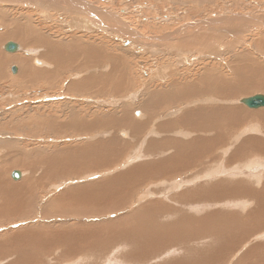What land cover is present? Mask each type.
Returning a JSON list of instances; mask_svg holds the SVG:
<instances>
[{
	"label": "rangeland",
	"instance_id": "obj_1",
	"mask_svg": "<svg viewBox=\"0 0 264 264\" xmlns=\"http://www.w3.org/2000/svg\"><path fill=\"white\" fill-rule=\"evenodd\" d=\"M263 22L264 0H0V264H264V108L239 103L264 94ZM14 28L20 48L7 53ZM29 31L46 44L25 45ZM85 75L104 96L65 92ZM214 78L234 80L232 101L201 95ZM208 106L235 108L237 122L190 120ZM200 138L212 145L189 162ZM56 158L70 166L51 169Z\"/></svg>",
	"mask_w": 264,
	"mask_h": 264
},
{
	"label": "bare ground",
	"instance_id": "obj_2",
	"mask_svg": "<svg viewBox=\"0 0 264 264\" xmlns=\"http://www.w3.org/2000/svg\"><path fill=\"white\" fill-rule=\"evenodd\" d=\"M20 0H13V2H19ZM35 1H39V0H35ZM63 1V0H62ZM65 1V0H64ZM67 1V0H66ZM72 1H74V0H72ZM52 2V1H51ZM85 2V1H84ZM55 3V2H54ZM72 3V2H71ZM76 3V2H75ZM71 5V4H70ZM72 5H73V3H72ZM75 5V4H74ZM73 5V6H74ZM76 5L77 6H79L77 3H76ZM66 6V5H65ZM62 7H64V6H62ZM67 7V6H66ZM76 6H74V7H71L72 9L74 8V9H76L75 8ZM83 7V6H82ZM71 8H68V10L69 9H71ZM63 9H65V8H63ZM84 9V8H83ZM82 10V9H81ZM86 10V9H85ZM92 11H94V12H97V13H94V14H96V15H101L100 14V10L98 11V10H94V9H91ZM89 11V10H88ZM87 11V12H88ZM102 12V11H101ZM83 13H85L84 11L82 12V14ZM43 14V13H42ZM70 14V13H69ZM81 14V15H82ZM86 14V13H85ZM89 14V13H88ZM91 14V13H90ZM89 14V16H91ZM102 14H103V12H102ZM80 15V14H79ZM86 16V15H85ZM84 16V17H85ZM88 16V15H87ZM93 17V16H92ZM96 17V16H95ZM69 18H71V17H69ZM90 18V17H89ZM236 18V17H235ZM247 18V17H246ZM256 18V17H255ZM258 18V17H257ZM74 19V18H73ZM78 19H79V17H78ZM85 19V18H84ZM263 18H260L258 21L260 22L261 20H262ZM218 20V19H217ZM233 20V19H232ZM240 20V19H239ZM75 21V20H74ZM96 21H97V19H96ZM228 21V20H227ZM230 21V20H229ZM246 21V20H245ZM252 21H254L253 19H252ZM218 22V21H217ZM247 22V21H246ZM249 22V21H248ZM251 22V21H250ZM249 22V23H250ZM27 23V22H26ZM264 23V22H263ZM68 24V23H67ZM239 24V23H238ZM252 24V23H251ZM195 25V24H194ZM184 26V25H183ZM123 27V26H122ZM110 28V27H109ZM125 28V27H124ZM197 29H198V27H197ZM206 29V28H205ZM12 30V31H11ZM15 30V28L14 29H10V31H9V33L8 34H6L5 35V40H8V41H12V42H14V41H16V40H18L17 39V37H18V35H19V33L20 32H18V31H14ZM252 30V29H251ZM34 31V30H33ZM234 31V30H233ZM25 33V32H24ZM31 32L29 31V32H26L24 35H26L27 36V38H26V41H25V45H32V43H36L37 45H42V44H46L45 43V41L47 40H43V42H41V40H40V38H38V37H40V35L38 36V37H35V36H32L33 34H30ZM36 35V34H35ZM26 36H24V37H26ZM220 36V35H219ZM256 36V35H255ZM4 37V36H3ZM34 37L35 38H37V39H34ZM2 38V37H1ZM79 38V37H78ZM81 38V37H80ZM168 38V37H167ZM166 38V39H167ZM42 39V38H41ZM73 39H75L74 37H73ZM254 39V38H253ZM261 39V38H260ZM25 40V39H24ZM29 40H30V42H29ZM78 40V39H77ZM72 41V40H71ZM257 41V40H256ZM202 42V41H201ZM36 44H33V45H36ZM51 44V43H50ZM88 44V43H87ZM223 44V43H222ZM79 45V44H78ZM212 45V44H211ZM64 46V45H63ZM82 46V45H81ZM263 46V45H262ZM49 47H52L51 45L49 46ZM54 47V46H53ZM56 47V46H55ZM54 47V48H55ZM65 47V46H64ZM70 47H73V45L71 46L70 45ZM76 47V44L74 43V47H73V51L72 52H74L75 54H77V53H80V51H82V53H83V55H85L86 57H88L90 60H91V57H93V53H90V51H89V47H88V49H86V47L85 48H82V49H77V48H75ZM227 47V46H226ZM57 48V47H56ZM152 48V47H151ZM62 49H60V51L58 50V49H56V50H54L53 52H51V53H55V58L57 59L56 60V62H58V60H59V62L61 61V57H62V55L64 54L62 51H61ZM94 51V50H93ZM67 52H68V50H67ZM77 52V53H76ZM66 53V52H65ZM70 53V52H69ZM27 54H28V52H27ZM48 54H49V52H48ZM260 54V53H259ZM13 57H11L12 58V60L13 61H15V63L16 62H19V59L21 58V57H18L17 55H12ZM41 56V55H40ZM95 57H97V55H94ZM50 57V56H49ZM65 57L66 56H64L63 57V59H65ZM43 58V57H42ZM47 58V60L48 61H51V62H53L54 64L56 63V62H54V61H52L50 58H48V57H46ZM67 58V57H66ZM235 58V57H234ZM237 58V57H236ZM241 58V57H240ZM239 58V59H240ZM264 58V57H263ZM116 59V58H115ZM234 60V59H233ZM237 60V59H236ZM241 60H242V58H241ZM23 61H26V60H24L23 59ZM65 61V60H64ZM67 61V60H66ZM65 61V62H66ZM69 61V60H68ZM30 61H27L26 62V64H25V62H24V64H25V69H26V72H25V74L26 75H28L27 77H26V79L28 78V80H29V78L30 77H32L31 75V72L30 71H28L29 69V65H28V63H29ZM64 62V63H65ZM233 62V61H232ZM235 62V61H234ZM79 63V62H78ZM237 63H239L238 61H237ZM260 63H262V62H260ZM37 64V63H36ZM61 64V63H60ZM75 64H76V62H75ZM27 65H28V68H27ZM95 65V61L93 62L92 61V64H91V62L90 61H85V62H83V63H79V64H77L75 67H77V66H80V70L81 69H83L84 70V66L85 67H90V66H94ZM99 66L101 65V64H98ZM114 65V64H113ZM23 66V65H22ZM64 67V66H63ZM107 67V66H106ZM264 67V66H263ZM59 68V67H58ZM101 68V67H100ZM234 68H235V66H234ZM245 68V67H244ZM71 69V68H70ZM104 69V68H103ZM102 69V70H103ZM262 70H264V68H261ZM24 70V69H23ZM22 69L20 70V75L21 74H24L23 72H21V71H23ZM32 70V69H31ZM44 70V69H43ZM43 70H40V69H37V70H35L36 71V73L38 74V77H41V78H45V77H47V76H49L47 73H50V75L52 74V71L51 72H45L44 73V71ZM117 70H119V68L117 69ZM121 70V69H120ZM232 70H234V69H232ZM236 70V69H235ZM234 70V71H235ZM28 71V72H27ZM55 71V70H54ZM101 71V70H100ZM119 72V71H118ZM33 73L35 74V72L33 71ZM122 73H124V72H122ZM233 74H235V76H234V78L236 77H240V76H244L245 75V77L247 78V80L249 79V77L252 75H250L249 74V72H247V71H239V74H236V73H233ZM47 75V76H46ZM256 75H257V73H256ZM81 76V75H80ZM96 76V75H95ZM94 76V77H95ZM22 77V76H21ZM37 77V78H38ZM99 77L101 78V80L100 81H102V82H109V80H107L108 78H111V76L110 75H107L106 73L105 74H103L102 76H100L99 75ZM122 77V76H121ZM48 78V77H47ZM100 78H98V79H100ZM124 78V77H123ZM237 78V79H238ZM251 78V77H250ZM50 79H52V78H50ZM49 79V80H50ZM94 79H97V78H94ZM93 79V80H94ZM253 79V78H252ZM28 80H27V82H28ZM48 80V81H49ZM263 80V79H262ZM51 81V80H50ZM71 81V80H70ZM99 81V82H100ZM120 80H118V82H119ZM201 81H203V80H201ZM215 81V82H214ZM220 81L221 80H218V78H214L213 79V81H212V83H211V81H209V82H207V83H205V85H204V83L202 82L201 84H203L202 86H203V88H202V90H201V95H208V94H215V95H218V96H221V98L220 99H222L223 100V98H225L224 100H227V101H232V97H234L235 96V94H234V90L236 89V87H235V83L233 84V82H234V80L233 81H231L232 83H229V84H227V85H224V83H222L221 82V84H220ZM249 81H251V80H248V82L246 83V84H242L241 83V86H244V85H248V86H246V87H243L244 88V90H246V91H252V86H250V82ZM96 81L94 80V81H92V79H91V76L90 75H85L83 78H82V80L81 81H79L78 83H76V84H72V83H68L67 85H66V87H64L65 88V92L66 93H71V94H73V92L74 91H76V92H78L81 96L82 95H85V96H91V97H97V96H95L94 94H101V95H103L104 96V93H101L102 91H104L105 89H101L102 88V86H101V88H99V86L97 87V85H96V83L98 82H96ZM99 82H98V84H99ZM111 83V82H110ZM49 84H50V82H49ZM48 84V85H49ZM102 84V83H101ZM175 84H176V82H174V86H175ZM210 84H214V89L212 90L211 88H210ZM231 84H233L234 86H232L231 87ZM238 84H240V83H238ZM254 84L255 85H253V87L254 88H259L260 86H263V82H254ZM103 85V84H102ZM116 87H114V89H113V91L116 93V95L117 94H119L121 91L119 90V87H120V84H114ZM113 85V86H114ZM104 86H105V83H104ZM200 86V85H199ZM240 86V87H241ZM52 87V88H51ZM53 87L54 86H50L49 85V89L51 88V89H53ZM106 87V86H105ZM264 87V86H263ZM98 89L99 88V92L97 91V92H92V89ZM113 88V87H112ZM242 88V87H241ZM101 89V90H100ZM242 90V89H241ZM261 90V89H260ZM243 91V90H242ZM105 92V91H104ZM108 92V91H107ZM189 93V92H188ZM245 93H247V92H245ZM109 94V93H108ZM80 95H76V96H79L80 97ZM189 95H192V94H190L189 93ZM232 96V97H231ZM231 97V98H230ZM78 98V97H77ZM50 99V98H49ZM223 100V101H224ZM96 101V100H95ZM159 101V103H161V102H163V103H165V101H167L166 100V98H163V97H160V99L158 100ZM102 102V101H101ZM147 102V101H146ZM224 103H225V101H224ZM66 104V103H65ZM145 106V105H144ZM237 107V106H236ZM41 108V107H40ZM146 108V107H145ZM227 108V106H223V107H219V108H216V106H208V107H201V108H197V109H195V110H192V111H190L189 112V118H190V120L192 121L193 119H191L192 118V113H193V111H196L195 113H194V115L196 114V116L198 115H200L199 116V119L202 121L201 123H204V124H206V125H211V124H213L212 126H214V125H216L217 123L216 122H220L221 120H223V119H225L228 123L227 124H230L231 125V123L232 124H235L237 121H235V119H238V117L237 118H235V117H232V113H236V112H234L236 109L234 108H231L230 109V107H229V109H226ZM237 109H238V107H237ZM227 110V111H226ZM229 110V111H228ZM238 112H239V110H238ZM250 112V111H249ZM257 112V111H256ZM259 112V111H258ZM140 113V112H139ZM198 113V114H197ZM245 114H249V113H246V111L244 112ZM262 115H264V111H261L260 112ZM137 114V113H136ZM258 114V113H257ZM257 114H256V116H257ZM193 115V116H194ZM251 115H252V113H251ZM260 115V114H259ZM185 116V115H184ZM237 116V115H236ZM136 117V116H135ZM139 117V116H138ZM195 117V116H194ZM247 117V116H246ZM258 117V116H257ZM260 117V116H259ZM72 118V117H71ZM74 118V117H73ZM184 118V120L186 121L187 120V118H188V115L186 114V117H183ZM196 118V117H195ZM232 118H235V119H232ZM241 118V117H240ZM263 119V118H262ZM130 120V119H129ZM119 121V122H118ZM172 121V120H171ZM235 121V122H234ZM239 121V120H238ZM100 122H102V121H100ZM114 122H117L118 124H122V125H130L128 122H126L125 121V119L124 118H121V119H119V120H116L115 119V121ZM130 122L132 123V124H134L135 123V121L133 120V119H131L130 120ZM187 122V121H186ZM234 122V123H233ZM76 123V122H75ZM98 123V122H97ZM141 123V122H140ZM143 123V122H142ZM142 123H141V126H142ZM146 123V122H145ZM172 123V122H171ZM200 122H198V123H196L197 125H203V124H201ZM220 123H223L222 121L220 122ZM72 124V123H71ZM82 124H83V122H82ZM103 124V128H105L106 126H109V125H111V122H108L107 121V123H106V120L104 119V122H102V123H100V124H97V125H95V124H92V123H90V126H86L87 128H91L92 129V126H96V127H93V128H97L99 125H102ZM120 124V125H121ZM78 125V124H77ZM77 125H75V126H77ZM136 125V124H135ZM166 125V124H165ZM175 125V124H174ZM79 126V125H78ZM138 126V125H137ZM186 126H187V124H186ZM189 126V125H188ZM66 127V126H65ZM68 127V126H67ZM135 127V126H134ZM144 127V126H143ZM236 127V126H235ZM137 128V127H136ZM189 128V127H188ZM58 129V128H57ZM137 129H139V128H137ZM136 129V130H137ZM60 130V129H59ZM141 130V129H140ZM135 131V130H134ZM133 131V132H134ZM135 132H137V131H135ZM140 133V132H139ZM189 134V133H188ZM203 135H204V133H202ZM199 136V135H198ZM201 136V135H200ZM202 138H204V137H202ZM5 139V138H4ZM208 139V138H207ZM206 138L205 139H203V140H201V138L200 139H197V141L195 142V143H199V145L197 146V147H194V145H193V147H191V146H187V150L188 149H190V152H193L194 154L193 155H190V156H185L184 155V157H186L187 158V160L189 161L190 159H196V158H198V157H200V156H202V155H205L206 153H207V151H208V149H210L209 147L212 145V141H209V140H207ZM204 140H207V141H204ZM103 144H104V142H102ZM106 143V142H105ZM142 143V142H141ZM0 144H1V146H5L6 144H8V142L7 141H1L0 142ZM98 144V143H97ZM100 144V143H99ZM110 144V143H109ZM106 145V144H105ZM97 146V145H96ZM110 147V146H109ZM158 147V146H157ZM180 147V146H179ZM262 147H263V145H262ZM98 148V147H97ZM111 148V147H110ZM155 148V147H154ZM104 149V148H103ZM112 149H114V147L112 148ZM117 149V148H116ZM106 150H107V148H106ZM115 150V149H114ZM186 150V151H187ZM85 151V150H84ZM115 151H117V150H115ZM172 151V150H171ZM102 152H103V150H102ZM105 153L107 152V151H104ZM103 152V153H104ZM111 152V151H110ZM114 152V151H113ZM170 152V151H169ZM96 153V152H95ZM158 153H161V151H158ZM173 153V152H172ZM83 154V155H82ZM102 154V153H101ZM85 154L84 153H76V156H73V159L74 160H72V159H70V160H72L71 162H70V164L71 163H76V160H78L79 158H80V160L82 159V156H84ZM87 155H89V153H87L86 154V156ZM97 155V154H96ZM107 155V154H106ZM111 155V154H110ZM60 156H63V155H60ZM91 156V155H90ZM206 156V155H205ZM205 156H203V157H205ZM74 157H76V158H74ZM93 157V156H92ZM115 157V156H114ZM182 157V156H181ZM78 158V159H77ZM86 158V157H85ZM132 158H134V157H132ZM61 159L62 158H59V159H57L56 158V160H53L52 162H50V164L49 163H47V164H49V167L51 168V169H56V168H61V167H64L65 165H67L68 167L70 166V165H68L69 163H67V162H69V161H67V159L65 160V161H61ZM87 159V158H86ZM114 159V158H113ZM173 159V158H172ZM176 159V158H175ZM180 159V158H179ZM176 161H177V159H176ZM178 161H180V160H178ZM186 161V160H185ZM184 161V162H185ZM63 162H65V163H63ZM184 162L182 163V164H184ZM187 162V161H186ZM190 162V161H189ZM160 163V162H159ZM163 163V162H162ZM177 163V162H176ZM62 164H65V165H62ZM166 165H168V166H170V168H172L173 167V165H174V163L173 162H171L170 160L169 161H167V163H165V166ZM66 167V166H65ZM68 167H67V169H68ZM163 169V168H162ZM33 171V170H32ZM60 173V172H59ZM21 174V177H22V173H20ZM34 176H35V173H34ZM119 176V175H118ZM171 177V176H170ZM119 180H120V178H119ZM131 180V179H130ZM133 180H135L136 181V179H133ZM131 182H132V180H131ZM138 182H139V180H138ZM170 182V181H169ZM133 183H134V181H133ZM106 184V183H105ZM126 184V183H125ZM20 185V184H19ZM22 185V184H21ZM130 185V184H129ZM15 186H17V185H15ZM20 187V186H19ZM22 187V186H21ZM109 187H111L110 185H109ZM17 188V187H16ZM82 188V187H81ZM85 188V187H84ZM15 189V188H14ZM20 188H18V190H19ZM115 189V188H114ZM74 190V189H73ZM92 190V189H91ZM86 191V190H85ZM101 191V190H100ZM21 192V191H20ZM78 192H81V195H82V192H84L83 190H81L80 188L78 189ZM111 191H109V193H110ZM116 192V191H115ZM2 193V192H1ZM20 194V193H19ZM111 194V193H110ZM86 195H88V194H86ZM104 195V197L107 195L106 193H102L101 194V196H103ZM121 195V194H120ZM90 196H91V194H90ZM61 199V198H60ZM83 200V199H82ZM88 200V199H87ZM119 200V199H118ZM118 202V201H117ZM124 214V213H123ZM85 216V215H84ZM254 216H256V215H254ZM87 225V224H86ZM58 233V232H57ZM64 234V233H63ZM69 234V233H68ZM26 235V234H25ZM59 236V235H58ZM71 236V235H70ZM60 238H61V236H60ZM66 238H69L68 236L66 237ZM72 238V237H71ZM70 238V239H71ZM74 238V237H73ZM73 238H72V240H73ZM92 238H94V237H92ZM80 240V239H79ZM66 243L67 244H69V242H68V239H66ZM76 241V240H75ZM80 242V241H79ZM90 242V241H89ZM89 242H86V243H89ZM77 243V242H76ZM81 243V242H80ZM79 246V245H78ZM80 247V246H79ZM82 248V247H81ZM72 249V248H71ZM78 249H80V248H78ZM254 249H256V248H254ZM71 251V250H70ZM240 263V262H239Z\"/></svg>",
	"mask_w": 264,
	"mask_h": 264
},
{
	"label": "water",
	"instance_id": "obj_3",
	"mask_svg": "<svg viewBox=\"0 0 264 264\" xmlns=\"http://www.w3.org/2000/svg\"><path fill=\"white\" fill-rule=\"evenodd\" d=\"M19 45L15 42L8 41L3 45V50L7 53H15L19 51ZM11 72L15 74L17 72L16 66H12ZM239 103L251 110H258L264 108V94L258 93L248 97H243L239 100ZM138 115V113H137ZM124 133H122L123 135ZM21 174L18 170H15L11 174L13 180H19Z\"/></svg>",
	"mask_w": 264,
	"mask_h": 264
}]
</instances>
